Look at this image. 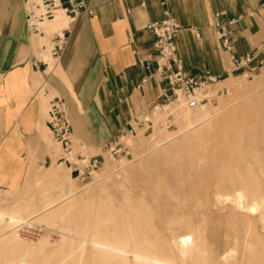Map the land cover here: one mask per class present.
I'll return each mask as SVG.
<instances>
[{"label":"rangeland","instance_id":"374dc122","mask_svg":"<svg viewBox=\"0 0 264 264\" xmlns=\"http://www.w3.org/2000/svg\"><path fill=\"white\" fill-rule=\"evenodd\" d=\"M244 72L214 82L201 113L177 109L171 128L139 114L130 153L97 145L102 165L84 181L45 138L50 162L0 189V264H264V65ZM27 219L45 226L39 238L15 232Z\"/></svg>","mask_w":264,"mask_h":264},{"label":"crops","instance_id":"0c3cea01","mask_svg":"<svg viewBox=\"0 0 264 264\" xmlns=\"http://www.w3.org/2000/svg\"><path fill=\"white\" fill-rule=\"evenodd\" d=\"M0 1V189L6 190L20 188L50 162L45 139L52 135L50 99L65 101L72 145L86 155L135 128L138 115L162 100L167 82L143 81L147 71L139 59L154 65L156 37L148 25L162 18L166 7L180 24L177 50L190 73L208 72L221 82L234 73L232 55L264 44V0H167L166 5L161 0H84L93 13L82 11L69 18L62 34L46 35L56 61L51 69L46 44L28 29L23 0ZM216 13L229 33L230 49L217 34ZM57 34L64 41L58 51Z\"/></svg>","mask_w":264,"mask_h":264},{"label":"built area","instance_id":"2783aa9c","mask_svg":"<svg viewBox=\"0 0 264 264\" xmlns=\"http://www.w3.org/2000/svg\"><path fill=\"white\" fill-rule=\"evenodd\" d=\"M167 0H161L166 5ZM264 4V3H263ZM26 10V24L31 34L39 39L46 38L43 30L44 22L51 20L56 12L65 9L69 16L76 17L82 11L93 13V9L87 7L84 0H23ZM219 13L214 15V26L226 49L231 48L228 31L223 27ZM148 27L156 37L153 47L156 51L154 65L147 58L139 59V63L146 69L143 81L153 78L156 81H166L167 85L162 88V100L155 102L146 111L140 114L143 126L149 128L154 123L171 128L173 125L174 112L179 108L189 110L202 108L213 101V95L209 91L216 82L208 76V72L190 73L183 63L177 50V34L180 24L174 18L167 7L164 16L157 21L151 22ZM61 34V33H60ZM57 34L56 49H62L64 41L62 35ZM264 44L258 50L247 52L243 55H232L234 71L243 70L245 75L252 76L257 67L264 65ZM48 124L52 131L54 141L59 143L61 152L56 157L59 164H65L72 169L81 180L91 177L92 173L102 165L99 156L76 153L72 145L73 130L65 101L60 97L50 99L48 110ZM135 128L122 130L108 141L107 150L112 158L122 154H129L131 146L129 137L136 133ZM44 225L32 223L30 219L15 226V232L21 238H39Z\"/></svg>","mask_w":264,"mask_h":264},{"label":"bare ground","instance_id":"6f19581e","mask_svg":"<svg viewBox=\"0 0 264 264\" xmlns=\"http://www.w3.org/2000/svg\"><path fill=\"white\" fill-rule=\"evenodd\" d=\"M61 11H63L64 13H65V16L62 18V19H60V18H58L57 20L54 18V17H57L58 15H60L61 13ZM51 20H48V21H45L44 22V26H45V28H46V25L47 26H49V28H51V29H56V30H58V32L59 33H61V29H62V27H64V26H67V22L69 21V18H70V20H74L76 17H74V18H72L71 19V17L69 16V14L66 12V10L65 9H60V10H58L57 12H56V14H55V16H54ZM47 30V29H46ZM62 34V33H61ZM45 60L46 61H48L49 62V64H50V68L52 69L53 68V65H54V63L56 62H54V58H52L51 56H50V54L49 55H47L46 57H45ZM55 66V65H54ZM194 111L196 112V114H199V113H201L202 111H203V109H194ZM186 114L187 115H189L190 114V112L189 111H187L186 112ZM178 115V114H177ZM176 115V116H177ZM244 201H245V198H244V196H242V195H237V197H235L234 198V202H235V204L238 206V207H243L244 206Z\"/></svg>","mask_w":264,"mask_h":264}]
</instances>
